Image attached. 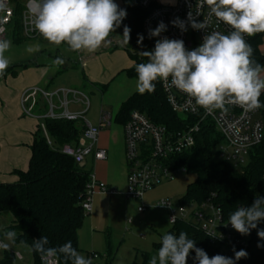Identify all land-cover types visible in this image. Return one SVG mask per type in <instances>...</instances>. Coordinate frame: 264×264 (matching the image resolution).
I'll list each match as a JSON object with an SVG mask.
<instances>
[{"label":"clouds","instance_id":"9594fccd","mask_svg":"<svg viewBox=\"0 0 264 264\" xmlns=\"http://www.w3.org/2000/svg\"><path fill=\"white\" fill-rule=\"evenodd\" d=\"M187 3V0H186ZM208 7V16L204 17L201 9ZM30 11L34 15L35 30L48 42L60 45L66 43L70 50L94 52L107 42L112 32L120 28L127 17V11L114 0H29ZM196 12H189L186 19L176 17L170 23L181 33L193 30L204 31L202 43L189 50L181 39H170L161 34L168 30V25L160 21L154 29L148 30V38L156 39L154 48L140 51L147 62L138 63L137 91L140 94L153 93L156 82L163 81L187 97V103L203 108L211 114L219 109L226 111V105L239 106L245 111L261 108L260 96L264 92V65L253 58V49L246 41V36L264 32V0H197ZM4 10L0 0V11ZM203 16V20L197 17ZM230 27L227 34L221 31L208 32L211 18ZM131 29L124 25L123 37L129 43ZM143 34H138L137 43L143 46ZM11 47V41L0 38V75L9 66L5 52ZM34 49L29 48L32 52ZM53 63L62 65L64 60L57 57ZM175 216L169 219L174 222ZM264 222V196L256 194L250 206L241 205L229 214L227 226L247 236L255 229L257 236L264 241V229L259 224ZM206 235L216 238L211 232ZM8 241L15 242V231L4 233ZM32 250L42 258L62 255L71 264H92L91 258L81 255L71 241L59 247H50L46 236L34 238ZM257 247H264L258 243ZM0 248L8 250L9 244L0 242ZM193 264H237L248 253L233 247L234 257L216 254L209 257L207 252L196 246V241L188 233L180 231L178 235L165 233L161 246L151 256L148 264H188L191 253Z\"/></svg>","mask_w":264,"mask_h":264},{"label":"trees","instance_id":"16d2710c","mask_svg":"<svg viewBox=\"0 0 264 264\" xmlns=\"http://www.w3.org/2000/svg\"><path fill=\"white\" fill-rule=\"evenodd\" d=\"M122 1L121 8L126 9L127 17L117 31L122 35L124 25L131 29V39L123 50L132 62V66L124 72L129 78L137 80L136 65L147 62V57H141L138 52L153 49L154 42L142 31L145 11L135 1ZM21 9L22 5L18 4L17 15ZM19 26V19H16L15 28ZM138 34L145 37L143 46L137 43ZM261 37L262 34L257 33L246 41L253 49V58L264 65V54L259 50ZM26 40L28 39L20 33L16 34L13 42L19 44ZM20 67L7 68L2 76H15ZM260 101L264 105V92ZM132 112H139L154 125L163 126L170 131L184 127L183 120L173 113L166 103L159 81L156 82V90L153 93L135 92L130 95L122 103L114 122L123 127ZM258 116L264 122V106L258 109ZM44 125L57 146L77 144L83 131L82 125L77 122L45 120ZM221 142V136L210 123H201L194 146L176 156L173 164L194 177L186 186V194L180 203L200 204L210 201L221 210L223 219L228 220L229 214L239 206H250L256 194L264 196V139L249 151L246 163L242 166L216 158L215 150ZM91 172V165L89 168L86 164L77 165L70 157L47 146L41 130L36 128L30 146L28 168L14 172L15 182L0 184V215L9 214L12 217L10 230L17 234L13 243L30 249V264H41V255L31 247L33 239L40 236L48 238L50 247H59L71 241L80 253L78 231L87 214L82 208V203ZM180 231L187 232L189 237L196 241V246L204 249L209 257L216 254L234 257L235 247L236 251L243 249L248 253V257L242 258L237 264H264V247H257L258 243H264L257 236V231L248 235L244 246L211 243L192 221H177L170 226L167 233L178 235ZM161 238L162 236L152 244L155 252L161 246ZM194 255V252L190 254L188 264H193ZM112 257L108 243L103 264H111ZM55 258L58 264H71V261H66L62 255ZM14 260V254L5 251L0 264H13ZM148 260L147 255H142L140 262L135 258L132 264H148Z\"/></svg>","mask_w":264,"mask_h":264},{"label":"built area","instance_id":"2783aa9c","mask_svg":"<svg viewBox=\"0 0 264 264\" xmlns=\"http://www.w3.org/2000/svg\"><path fill=\"white\" fill-rule=\"evenodd\" d=\"M131 1H135L145 11L142 31L147 37L148 30L154 29L160 21H163L168 25V30L162 33V36L183 40L189 50L195 49L202 43L204 31L189 27L187 32L181 33L170 23L177 16L186 19L190 10L189 4L195 13L197 0H187V3L186 0ZM2 3L4 10L0 11V38H7L10 27L16 26V19H19L22 37L28 40L43 38L35 30L34 15L30 11L29 0L25 1L18 15L17 4H13L12 0H2ZM200 11L204 17L208 16L207 6ZM203 16L197 19L203 20ZM208 25V32L215 30L227 34L231 31L229 26L222 22L218 23L214 17L208 21ZM261 34L264 35V32ZM159 38L151 39L154 45ZM245 39H249V36ZM63 44L66 43L60 45ZM82 61V58L78 57V63L81 64ZM159 83L166 103L171 111L183 120L184 127L181 130L170 131L163 126L154 125L139 112H132L123 125L124 156L128 167L125 198L140 202L136 209L137 213H143L147 208V205L143 203L146 193L173 180L176 172H185L183 168H176L173 160L194 146L201 123H210L222 138V142L215 150L216 158L231 162L235 166L244 165L249 151L264 139V122L258 116V109L245 111L239 106L226 105V111L217 109L209 114L203 108L193 107L194 101L193 105L188 104L184 93L169 87L163 81ZM20 107L24 117L37 122V128L41 130L47 146L70 157L75 164L84 165L90 162L94 165L106 160V150L98 145V139L100 131L111 125L112 117L110 113L101 110L97 127L92 126L85 118L90 109V101L81 91L61 87L51 90L29 87L20 95ZM45 120L77 122L82 125L83 131L77 144L57 146L45 129ZM95 193L113 196L116 194V189L99 182L91 172L82 203L85 213L91 211V200ZM154 205L166 212L168 223L169 219L175 216L174 222L169 223L170 226L181 220L192 221L204 234L207 231L218 236L213 238L205 234L211 243L239 246L246 244L248 235L242 236L230 224L225 226L228 220L223 219L221 210L210 201L200 204L179 202L174 206L171 201L161 199ZM258 227L264 229V222H261ZM254 231L256 230L253 229L251 233ZM261 242L264 243V241ZM13 254L16 259H22L20 253ZM93 258H97L96 255H93ZM40 262L41 264H58L55 257H41Z\"/></svg>","mask_w":264,"mask_h":264},{"label":"rangeland","instance_id":"374dc122","mask_svg":"<svg viewBox=\"0 0 264 264\" xmlns=\"http://www.w3.org/2000/svg\"><path fill=\"white\" fill-rule=\"evenodd\" d=\"M26 0H12L13 4H23ZM127 3L130 0H126ZM19 27H10L7 32V40L11 41V47L5 52L9 60L8 68L26 65L31 69H39L43 77L35 87L44 89L51 79L49 90L55 88L76 89L84 93L90 101V109L86 114V120L97 127L99 112L104 110L112 117L111 125L103 135L109 140L107 162L97 165V172L103 177L99 182L116 189L113 196L103 193H95L92 196V211L85 214L83 223L78 231V246L80 254L91 258L92 264H103L109 243L112 261L111 264H132L136 258L142 260V255H147L149 260L156 252L152 244L159 240L170 229L166 212L154 204L165 199L176 206L186 194V186L194 177L187 172H176L173 180L163 183L144 195L143 203L147 205L143 213H137L139 201L126 200V178L128 167L124 156V140L122 126L114 122V118L125 100L137 91V80L129 78L124 71L114 73L105 83L97 80V84L83 83L84 74L93 72L99 76L106 73L108 67L128 62L129 59L123 50L127 45L119 31L112 32L107 38V44H102L95 50L97 59L82 68L77 62L75 51L70 50L67 44L55 45L44 38L30 39L19 44L13 42L16 34H20ZM34 49L29 52L28 49ZM261 54H264V35L259 45ZM106 55V56H103ZM109 55V56H108ZM60 57L64 60L62 65H55L53 61ZM82 60L86 54L81 55ZM38 66L39 68H35ZM92 66V68L90 67ZM18 70L17 76L21 73ZM264 76V73H261ZM34 86V85H33ZM30 86V87H33ZM29 88V87H27ZM14 92L10 81V75H0V91ZM25 90V89H24ZM22 90V91H24ZM20 92V94L22 93ZM25 119L26 118L22 115ZM89 163V162H88ZM91 163H89L90 165ZM88 166V165H87ZM89 168V166H88ZM13 175H15L13 173ZM12 217L9 214L0 215V241L9 244L8 250L0 248V260L7 252H18L22 259L15 258L13 264H30V249L24 245H15L8 241L4 233L10 230ZM96 255L97 258H93ZM148 260V261H149Z\"/></svg>","mask_w":264,"mask_h":264},{"label":"crops","instance_id":"0c3cea01","mask_svg":"<svg viewBox=\"0 0 264 264\" xmlns=\"http://www.w3.org/2000/svg\"><path fill=\"white\" fill-rule=\"evenodd\" d=\"M114 2L121 7L123 1L114 0ZM108 43L109 42H106L105 44L108 45ZM75 52L77 55V62L78 57H81L83 53L86 54V59H84L81 64L79 63L82 68H85L88 63L92 65L97 59V57L94 56L96 53L95 51L89 52L87 50H81ZM131 66L132 62L129 60L127 63L123 62L120 65L108 67L106 73L99 76L95 75L93 72H87V76L84 74L83 83L87 81L90 84H97V80H101L102 83H105L114 73H117L119 70L125 71ZM90 67L92 68V66ZM35 68L39 67L35 66ZM19 69L22 70L19 76H17V74L15 76L10 75V81L14 87V92L0 91V184L15 182L16 176L13 175V173L15 171H25L28 168L30 146L37 128L36 121L25 119L21 116L20 92L27 89V87L38 85L43 81L44 76L40 75L39 69H31L26 65ZM51 83L52 80L50 79L45 88L48 89ZM104 132L106 131L101 130L99 136L104 134ZM98 145L106 150V160L90 165L93 175L99 181L102 178L107 179V177H103L97 172V165L107 162V151L109 146L107 136L105 137L103 135L102 139L99 138ZM89 163L87 162L86 165L90 166Z\"/></svg>","mask_w":264,"mask_h":264}]
</instances>
